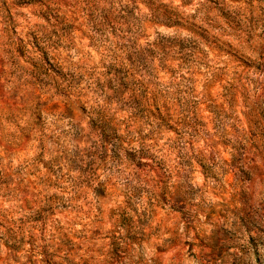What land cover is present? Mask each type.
<instances>
[{"label":"clouds","instance_id":"1","mask_svg":"<svg viewBox=\"0 0 264 264\" xmlns=\"http://www.w3.org/2000/svg\"><path fill=\"white\" fill-rule=\"evenodd\" d=\"M0 264H264V0H0Z\"/></svg>","mask_w":264,"mask_h":264}]
</instances>
